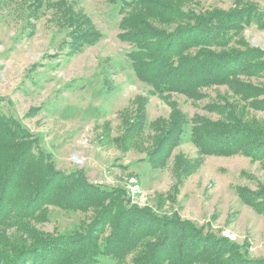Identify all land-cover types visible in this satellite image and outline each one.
Wrapping results in <instances>:
<instances>
[{
    "label": "rangeland",
    "instance_id": "1",
    "mask_svg": "<svg viewBox=\"0 0 264 264\" xmlns=\"http://www.w3.org/2000/svg\"><path fill=\"white\" fill-rule=\"evenodd\" d=\"M251 2L264 9V0H191L190 5L198 11L232 10ZM122 6V0H0V110L20 121L37 144L33 154L42 150L59 174L80 171L90 184L123 189L129 205L153 219L194 226L218 243L231 241L229 257L242 249L247 258L264 263V159L243 152L206 154L191 140L190 119L222 123L209 108L224 106L217 96L228 88L202 89L199 99L155 93L132 67L134 46L122 37L129 31L121 28ZM150 21L168 31L177 25ZM76 31L93 35L91 44L75 50ZM243 35L246 44L264 52L263 29L253 24ZM262 61L264 53L254 65ZM239 79L264 85L262 78ZM246 119L264 122V114L251 109ZM179 121L188 128L169 149L164 140ZM243 191L255 202L245 200ZM94 219L91 210L50 206L43 221L27 223L56 235ZM9 234L22 235L16 226L0 228L1 236ZM133 257L124 262L100 257V264H133Z\"/></svg>",
    "mask_w": 264,
    "mask_h": 264
},
{
    "label": "trees",
    "instance_id": "2",
    "mask_svg": "<svg viewBox=\"0 0 264 264\" xmlns=\"http://www.w3.org/2000/svg\"><path fill=\"white\" fill-rule=\"evenodd\" d=\"M122 1L121 28L129 29L122 37L134 46L129 58L140 81L157 94L190 99H199L205 88H228L227 94L217 96L224 106L209 108L222 123L200 116L190 119L193 143L206 154L243 152L264 159V122L246 119L251 109L264 114V85L239 79L264 80V61L254 65L264 52L242 40L244 30L253 24L264 30V9L254 2L232 10L198 11L191 0ZM129 9L137 10L127 13ZM148 19L177 25L172 31L157 29ZM72 35L75 50L93 41V35L82 31ZM239 46L246 51L236 52ZM187 124L179 121L166 136L169 149L183 140ZM30 137L20 121L0 110V228L8 231L16 226L22 234L0 235V264H100V257L124 262L130 255L133 264H235L236 260L264 264L247 258L242 249L229 257L231 241L218 243L194 226L153 219L148 211L130 206L123 189L90 184L80 171L59 174L42 150L33 154L37 144ZM241 194L255 202L244 191ZM50 206L70 212L91 210L95 219L81 229L56 235L28 225L31 219L43 221Z\"/></svg>",
    "mask_w": 264,
    "mask_h": 264
}]
</instances>
